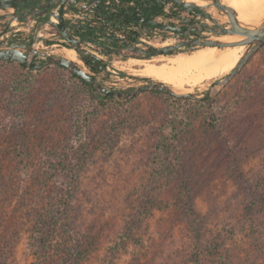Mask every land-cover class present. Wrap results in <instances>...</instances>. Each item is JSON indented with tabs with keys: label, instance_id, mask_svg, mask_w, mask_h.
<instances>
[{
	"label": "rangeland",
	"instance_id": "374dc122",
	"mask_svg": "<svg viewBox=\"0 0 264 264\" xmlns=\"http://www.w3.org/2000/svg\"><path fill=\"white\" fill-rule=\"evenodd\" d=\"M127 59L103 75L142 77ZM209 98L99 107L61 67L0 61V261L264 264V45Z\"/></svg>",
	"mask_w": 264,
	"mask_h": 264
},
{
	"label": "water",
	"instance_id": "95a60500",
	"mask_svg": "<svg viewBox=\"0 0 264 264\" xmlns=\"http://www.w3.org/2000/svg\"><path fill=\"white\" fill-rule=\"evenodd\" d=\"M88 1L93 2V5L89 7ZM146 1L150 3L160 2L162 5L172 4L176 6L174 10L195 11L198 12L201 19L183 20L177 13L169 14L179 20L169 18L166 20L167 23L192 25L193 32L183 33V31L188 30L187 26L178 27L170 24H160L151 20L150 16L142 18L139 16L143 14L142 5L138 6L136 4V6H133L124 0L122 2L121 0H113V2L115 4L121 3L126 9L125 12L105 9L102 7L104 0H0V61L18 62L31 70H42L53 65L64 66L88 85L116 99H129L146 90H158L177 98L205 100L213 95L215 88L222 87L235 76L249 58L264 45V16L254 25L247 24L239 19L237 11L232 6L224 4L221 0H207V5H199L187 0ZM56 5H58V12L53 16L57 19V22H54L48 17L51 14V9ZM74 6L81 9L87 8L88 12L95 14L96 17L87 16L85 23L77 21L69 25L72 18L71 16H64L63 12L65 9H73ZM149 8L158 11L151 4H149ZM209 8L214 9L216 16L209 12ZM110 16L111 19H109ZM31 20H35L36 24L31 26ZM125 20H130V24H126ZM13 22H16L14 26L19 27V33L26 35L25 38L14 39L5 36L8 30L14 27L12 26ZM45 22L56 30L57 36L68 42L70 48L76 51L78 57L80 55L86 57L102 71L105 70L103 64H110V62L105 58L92 57L84 48L85 44L90 42L98 44L99 39H102L103 42L114 43L120 48L124 47L139 52L141 53L139 58L172 55L181 52L188 53L209 46L244 45L246 48L228 72L211 81L188 87L189 91H178L169 84L149 77L108 78L102 73H97L88 68L80 58L81 64L61 53H46L36 48L34 46L36 40H54V37L50 35L36 38L35 32L41 29ZM132 22H137L140 25H135ZM144 24L160 26L162 29L171 31L170 34L164 36L193 35L196 38L165 46L142 43V47H139L127 40V38L138 39L136 34L128 32L127 29L134 30L140 36V34L147 33L146 29H150ZM225 35L240 38L230 41L222 40L220 37ZM113 51L118 53L116 49Z\"/></svg>",
	"mask_w": 264,
	"mask_h": 264
},
{
	"label": "bare ground",
	"instance_id": "6f19581e",
	"mask_svg": "<svg viewBox=\"0 0 264 264\" xmlns=\"http://www.w3.org/2000/svg\"><path fill=\"white\" fill-rule=\"evenodd\" d=\"M199 5H207V0H187ZM232 6L241 21L256 24L264 16V0H221ZM209 12L216 16L213 8ZM224 18V17H223ZM16 22L12 23L14 26ZM222 40H238V36H221ZM168 45L167 42L161 44ZM244 45L216 47L209 46L188 53H179L173 57H160L158 62L144 63L138 72L143 77L153 78L173 86L178 91H189L188 87L198 85L204 80H210L228 72L241 57ZM55 53L81 64L74 58L76 51L67 46H55ZM243 52L241 53V51ZM183 53V54H182ZM158 56V55H157ZM133 58V57H130ZM144 59V58H138ZM129 68V67H128ZM130 70V69H129Z\"/></svg>",
	"mask_w": 264,
	"mask_h": 264
},
{
	"label": "flooded vegetation",
	"instance_id": "af4514ba",
	"mask_svg": "<svg viewBox=\"0 0 264 264\" xmlns=\"http://www.w3.org/2000/svg\"><path fill=\"white\" fill-rule=\"evenodd\" d=\"M106 1L107 0H104V4L102 5V7H104L105 9L119 10L121 12H125L126 11V9L121 5V3L120 4H115L113 2V0H109V3H106ZM122 1L123 0H121V2ZM124 1H127V3L132 4L133 6H136V4L138 6L142 5L143 14L139 15V16H141L142 18H146L147 16H150L151 20H153L154 16H157L160 13H162L163 8L165 6V5H162L160 2H152V3H150L149 1H146V0H124ZM90 4H93V2L88 1V6ZM149 4L154 6L155 9L158 10V11H154V10L150 9L149 8ZM175 7H176L175 5H171V6L168 7L167 13L164 14V18L165 19L174 18L176 20H179L176 17H171L169 15L171 13L179 14L183 20L194 21V20L201 19L200 17L197 18L198 12H195V11L188 12L185 9L174 10ZM73 9H78V8L74 6ZM128 12L131 13L129 10H128ZM132 15H133V13H132ZM109 19H111V16L109 17ZM124 22L126 24H130V20H125ZM132 23L135 24V25L139 24L137 22H132ZM158 23H160V24H170V25L178 26V27L187 26L188 30L183 31V33H186V32H190L191 33V32H193L191 24H187V23H167L166 20L165 21L164 20L158 21ZM144 25L147 28H150V29H146L147 33L146 34H140V36L134 30L127 29L128 32L136 34L137 37H138L137 40H132L130 38H127V40L130 41L133 44H142V43L159 44V43L165 42V40L171 39V41L168 42L167 44H176V43H179V42L184 41V40H189V39L196 38V36H193V35L192 36H189V35L188 36H183V35L164 36L165 34H170L171 31L162 29L160 26H155V25H152V24H144ZM154 27H157V29L155 30V33H153V28ZM18 35L20 37L22 34L19 33ZM23 37L25 38L26 35H23ZM100 43H103V44H100ZM93 44H96L97 50L99 51V54L102 55V57H98V56H95L94 54H90L89 53L92 57L105 58L110 63L113 62V60L116 59V58H128L127 60L123 61L122 64L123 65H125V64L126 65H130L129 68L128 67H124V66H122V68L125 69L126 71H131L132 72L131 74H133V75L135 74V75H139V76H144V75H142V74H140L138 72V69L141 67L140 65H143L144 63H153V62H155L154 59H156V58L138 59L139 57H141V53L128 50V49H126L124 47L120 48L119 46H117L114 43L103 42L102 39L100 41L98 40V44L97 43H93ZM114 49L118 50V53H114V51H113ZM177 54H179V53L172 54V55H159L158 58H160V57H173V56H175ZM75 56H76V54L74 55V58H75ZM130 56H133V58H129ZM84 58L86 59V57H84ZM92 64H94V63H92ZM135 65H139V66L138 67L137 66L133 67ZM103 66H104V69L106 70L107 64H103ZM96 67L98 68V70H96L97 73L105 74V70L102 71V70L99 69L98 66H96ZM121 75L124 76V72L121 73Z\"/></svg>",
	"mask_w": 264,
	"mask_h": 264
},
{
	"label": "built area",
	"instance_id": "2783aa9c",
	"mask_svg": "<svg viewBox=\"0 0 264 264\" xmlns=\"http://www.w3.org/2000/svg\"><path fill=\"white\" fill-rule=\"evenodd\" d=\"M106 3H109V0L106 1ZM93 4H90V6H92ZM172 4H166L163 8V11L162 13H160L159 15L157 16H154L153 17V20L158 22V21H161V20H167L164 18V14L167 13V10H168V7L171 6ZM58 12V5L54 6L52 9H51V14L49 15L48 18H50L52 21L54 22H57V19L53 16V14H56ZM90 14L86 9H81V8H78V9H70V10H67L65 9L64 12H63V15L64 16H71V22H77L79 21L80 23H85L86 20L85 18L87 16L90 17ZM200 15L198 14L197 15V18H199ZM36 24V21L35 20H31L30 21V25L33 26ZM19 27L18 26H14L12 27L10 30H8V32L5 34V36L9 37V38H14V39H20L19 37V31H18ZM157 29V27H154L153 28V33H155V30ZM36 38L38 37H43L45 35H50L52 37H54V40L53 41H50V43H47L45 40L43 39H40V40H36L35 43H34V46L38 49H41L43 50L44 52L46 53H52L54 52V50L56 49V45L57 46H67L68 45V42L62 38V37H59L56 35V30L48 25L47 22H45L43 24V27L39 30H37L36 32ZM155 35V34H154ZM164 42L162 43H159V44H155V45H161L163 44ZM139 47H142V44H135ZM85 50L90 53V54H94L95 56H98V57H102V55L99 54V51L97 50V47H96V44H93L92 42L88 43V44H85ZM111 66H114V62H111L110 64H107L106 66V70L107 71H114V70H110V67Z\"/></svg>",
	"mask_w": 264,
	"mask_h": 264
},
{
	"label": "trees",
	"instance_id": "16d2710c",
	"mask_svg": "<svg viewBox=\"0 0 264 264\" xmlns=\"http://www.w3.org/2000/svg\"><path fill=\"white\" fill-rule=\"evenodd\" d=\"M23 35L20 36V39H23ZM47 43H50V41H46ZM67 47H70V45L68 44ZM79 58L86 64V66L88 68H90L91 70L95 71L98 69L94 64H92L91 62H89L87 59H85L83 56H79ZM2 62H7V63H11L10 61H2ZM17 65H19L22 69L27 70V67L24 66L23 64H20L18 62H13ZM57 67H61L63 69H65L69 75L71 77H73L74 79L78 80L79 82H81L82 84H84L86 86V88L88 89L89 93L92 95V97L97 100L98 102V106L99 107H103L104 105H106V103L108 102H117V103H122V102H127L130 99H116L113 98L107 94H104L98 90H96L95 88H93L92 86L88 85L87 83H85L80 77H78L77 75H75L72 71L68 70L66 67L64 66H60V65H56ZM180 100H184V101H189V102H196V103H204V102H209L212 99L208 98L205 100H193V99H182L179 98ZM88 113L87 111H85L83 108H78L76 111V118L74 121V127L76 129V132L79 131H83L84 129L87 128L88 126V117H87ZM181 195L183 197L184 200V208L185 211L188 214H193V207L189 202V198H188V189L186 184H182L181 186ZM0 264H4V258H3V262L2 259L0 261Z\"/></svg>",
	"mask_w": 264,
	"mask_h": 264
},
{
	"label": "crops",
	"instance_id": "0c3cea01",
	"mask_svg": "<svg viewBox=\"0 0 264 264\" xmlns=\"http://www.w3.org/2000/svg\"><path fill=\"white\" fill-rule=\"evenodd\" d=\"M89 7H90V5H89ZM90 17H96V15L92 13V14H90ZM74 23H75V22H70L69 25H72V24H74ZM100 40H101V39H99V41H100Z\"/></svg>",
	"mask_w": 264,
	"mask_h": 264
}]
</instances>
